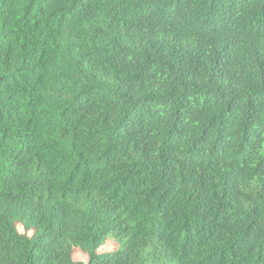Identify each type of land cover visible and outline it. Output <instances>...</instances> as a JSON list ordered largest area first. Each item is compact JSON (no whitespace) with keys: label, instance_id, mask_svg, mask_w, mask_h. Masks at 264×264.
<instances>
[{"label":"trees","instance_id":"16d2710c","mask_svg":"<svg viewBox=\"0 0 264 264\" xmlns=\"http://www.w3.org/2000/svg\"><path fill=\"white\" fill-rule=\"evenodd\" d=\"M76 254L264 264V0H0V264Z\"/></svg>","mask_w":264,"mask_h":264},{"label":"rangeland","instance_id":"374dc122","mask_svg":"<svg viewBox=\"0 0 264 264\" xmlns=\"http://www.w3.org/2000/svg\"><path fill=\"white\" fill-rule=\"evenodd\" d=\"M107 247H109V246L104 247V249L107 248ZM106 250H110V249H106ZM74 260L75 261L82 262L83 264H86L87 263V257H85V256H83L81 254H76L74 256ZM169 264H171V263H169Z\"/></svg>","mask_w":264,"mask_h":264}]
</instances>
